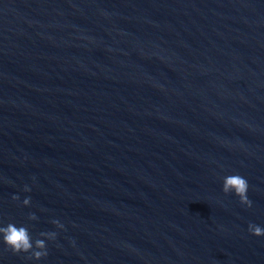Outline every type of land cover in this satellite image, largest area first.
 Returning a JSON list of instances; mask_svg holds the SVG:
<instances>
[{"label": "water", "instance_id": "obj_1", "mask_svg": "<svg viewBox=\"0 0 264 264\" xmlns=\"http://www.w3.org/2000/svg\"><path fill=\"white\" fill-rule=\"evenodd\" d=\"M9 221L48 251L0 264H264V0H0Z\"/></svg>", "mask_w": 264, "mask_h": 264}, {"label": "clouds", "instance_id": "obj_2", "mask_svg": "<svg viewBox=\"0 0 264 264\" xmlns=\"http://www.w3.org/2000/svg\"><path fill=\"white\" fill-rule=\"evenodd\" d=\"M248 180L239 173H230L222 176L221 190L224 193H233L236 195L241 204L251 206L252 201L249 198ZM25 192L30 191L28 184L23 185ZM13 199H18V194H12ZM30 197L25 196L21 201L23 204L29 203ZM34 218V213L30 214ZM57 228H63L64 225L57 219L53 221ZM247 231L253 235H264V225L249 221L247 224ZM46 236L48 240H54L57 232L50 230L41 234ZM0 241H2L13 253H27L33 259L39 260L42 256L47 255V241L40 237L33 238L28 227L24 224H16L9 221L7 223H0Z\"/></svg>", "mask_w": 264, "mask_h": 264}]
</instances>
